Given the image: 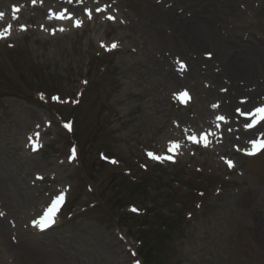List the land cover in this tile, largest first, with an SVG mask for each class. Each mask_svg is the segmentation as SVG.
Masks as SVG:
<instances>
[{"label": "rangeland", "instance_id": "374dc122", "mask_svg": "<svg viewBox=\"0 0 264 264\" xmlns=\"http://www.w3.org/2000/svg\"><path fill=\"white\" fill-rule=\"evenodd\" d=\"M212 1L218 3L213 9L207 0H74L68 3L75 20L63 34L48 12L62 6L0 2V13L9 16L0 20V264H28L25 256L43 264H145L122 227L143 222L126 215L132 208H114L154 201L161 180L153 177L149 191L123 173L162 164L172 149L179 151L178 161H163L158 179L186 168L194 175L214 174L219 190L189 216L177 240L143 234L149 263L258 264L264 252V153L244 156L249 141L235 134L213 91L231 92L225 64L246 55L249 46L264 51V0ZM163 11L202 26L197 50L206 61L198 76L193 67L189 71L193 54ZM92 52L104 55L106 69L98 62L89 70ZM152 64L160 73L147 76ZM258 77L264 80V71ZM87 78L92 84L74 97L68 84ZM38 91L66 99L57 103L39 95L44 103L38 104L31 99ZM188 93L193 101L187 105L182 95ZM236 102L233 119L237 107L248 112L263 104ZM71 119L68 132L62 123ZM203 136L209 137L204 145L190 143V137ZM71 140L80 151L75 159L69 157ZM104 154L121 165L103 164ZM58 194L73 209L40 234L31 224ZM245 222L257 224L256 239L244 234Z\"/></svg>", "mask_w": 264, "mask_h": 264}, {"label": "bare ground", "instance_id": "6f19581e", "mask_svg": "<svg viewBox=\"0 0 264 264\" xmlns=\"http://www.w3.org/2000/svg\"><path fill=\"white\" fill-rule=\"evenodd\" d=\"M6 1H12L15 3H23L25 0H5ZM42 1L43 4H45L47 7L50 6V9H52L54 6H59L58 1L55 0H39ZM209 2V9L215 8L218 3L213 2L212 0ZM217 1V0H215ZM232 4H237V0H230ZM229 2V3H230ZM163 18L168 20L170 24L173 26L175 33V36H178L180 39L184 40L183 47L191 51V54L195 56L194 60L191 59L190 61V69L193 67L191 74L198 76L197 69L202 67L204 64V59H202L198 54L199 52L197 50V46L203 45L201 42V34L200 32L203 31L201 29L202 26H199L196 21H180L175 17L169 16L167 11H163ZM200 16L198 15V20ZM210 32L212 31L211 27L206 24ZM60 29V28H59ZM256 47V48H254ZM249 46V52L246 53V55L237 56L234 58L233 61L229 62L228 64H225V71H226V78L227 83L229 85V88L231 90L228 94H222L217 89H215L213 96H216L221 100V110L225 112L226 114L232 113L233 106L237 103V96H243L242 98L246 99V101H250L251 103L260 101L261 98L264 95V80L259 76V73L261 71H264V51L261 48V45L257 46ZM188 52V51H187ZM160 73V69L157 68V65L152 64V66L149 67V70L147 71V76H154V74ZM262 80V81H261ZM220 80L216 78V81L214 82L216 85H219ZM219 82V83H218ZM220 105V106H221ZM231 117V116H230ZM202 119V118H201ZM264 123V121H263ZM236 130L243 134V136H250L254 133V131L246 132L242 129V121L239 120V123H237ZM264 153V150L260 153L262 155ZM257 156V157H260ZM2 180V179H0ZM3 181V180H2ZM1 181V182H2ZM0 182V185H1ZM251 222V221H250ZM242 227L245 228L244 234L248 236L253 235L255 236V232L252 230V227H257V224L254 223V225H247L245 222ZM3 224L0 222V233L2 234ZM255 238V237H254ZM256 239V238H255ZM28 264H43V261L36 260L34 258H31L29 256L23 257ZM258 264H264V252H262L259 256Z\"/></svg>", "mask_w": 264, "mask_h": 264}]
</instances>
